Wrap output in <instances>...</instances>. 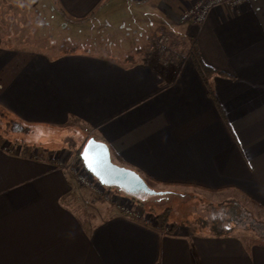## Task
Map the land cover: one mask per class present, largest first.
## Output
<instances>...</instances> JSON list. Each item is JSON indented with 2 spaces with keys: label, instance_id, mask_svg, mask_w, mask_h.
I'll use <instances>...</instances> for the list:
<instances>
[{
  "label": "crops",
  "instance_id": "obj_1",
  "mask_svg": "<svg viewBox=\"0 0 264 264\" xmlns=\"http://www.w3.org/2000/svg\"><path fill=\"white\" fill-rule=\"evenodd\" d=\"M50 2L73 27L146 19L175 34L177 56L162 65L148 49L123 62L0 41L2 109L28 125L85 127L148 183L235 193L264 207V0L213 8L201 23L181 18L192 0ZM192 45L211 67L212 94ZM71 155L0 139V264H264V241L247 234L160 230L110 203L82 213L79 188L60 165Z\"/></svg>",
  "mask_w": 264,
  "mask_h": 264
},
{
  "label": "rangeland",
  "instance_id": "obj_2",
  "mask_svg": "<svg viewBox=\"0 0 264 264\" xmlns=\"http://www.w3.org/2000/svg\"><path fill=\"white\" fill-rule=\"evenodd\" d=\"M192 2L187 3V8L192 5ZM54 9V2H50V0H7L6 3L0 1V41L13 44L14 47L48 55L78 50L110 56L123 62L127 60L125 57L133 54L134 56L143 55L148 49L155 51L149 58H159L160 61L157 62L162 63V65L171 62L170 59L177 56L178 43L180 42L175 34L167 28L160 30L148 25L146 19L141 18V21L135 24L129 23L128 27L118 25V27L110 28L105 22L101 24L98 21L73 27L65 23L61 13L57 12V15ZM183 13L181 18L190 20V18H183ZM129 15L131 16V14ZM129 20H132V17ZM165 37H171L172 41L160 43V39ZM192 47L193 45L191 49ZM138 49L142 51L136 54ZM11 118L16 119L0 107V139L13 140L19 138L24 142L34 143L49 150L62 146L71 149V158L67 162L60 163V165L68 170L70 178L74 181L72 184L79 188L82 195L79 196V199L85 210H81L82 213L85 212L87 215L92 213L93 209L90 208V203L97 205L100 203L103 207H107L108 204L106 203H110L112 206L115 205L120 213L142 214L146 218L154 219L148 210L149 204L157 208L153 212H159L164 207L171 206L172 217L170 221L173 219L183 222L182 224H190L191 227L197 229L201 227L200 221L209 224L214 221L217 224L218 214H221L225 220L223 209L220 206L214 207V204L221 205V202L234 199L241 203L240 208L245 211V222L250 220L264 221V207L235 193L217 194L196 187L165 185L149 180L151 187L167 192L158 195L137 196L145 202L147 208H144L132 200L131 195L121 190L118 192L115 187L104 186L95 177L88 175L80 155L76 152L79 149L81 152L86 142L88 130L85 127H71L69 130L67 128H52L50 125L31 124L29 125V132H12L7 129L6 125ZM213 208L216 209L213 210ZM223 225L227 228V221H224ZM235 225L237 227L233 231L236 233L247 234L256 240L264 241V233L260 229H257L256 233L248 230L249 228L246 229L245 223ZM207 229L211 228L208 227Z\"/></svg>",
  "mask_w": 264,
  "mask_h": 264
},
{
  "label": "trees",
  "instance_id": "obj_3",
  "mask_svg": "<svg viewBox=\"0 0 264 264\" xmlns=\"http://www.w3.org/2000/svg\"><path fill=\"white\" fill-rule=\"evenodd\" d=\"M190 55L195 60L196 66L200 74L203 76V79L208 85V90L210 94H212V89L209 84V75H208L210 72H212L211 67L203 63L200 53L197 51V49L194 46L190 50ZM6 125H7V129H9L12 132H29L30 131L29 125H27L26 123L18 119L11 118L9 121H7ZM76 152L78 155H80V149ZM157 182L161 184H165V185H182L181 183H177V182H160V181H157ZM115 189L118 192L120 190L118 188H115ZM144 195H147V194L131 195V199L134 200L139 205H141L142 207L147 208V206L145 205V202L140 198L141 196H144ZM137 196H140V197H137ZM211 204L212 203H210V205ZM240 205L241 203H239L238 201L234 199L221 202V205L214 204V207L220 206L223 209L225 220H224V217L221 216V214H218L217 224L214 221L212 222V224H209L208 222L204 223L200 221L201 227L197 229H199L202 232H206V233L213 234V235H223V234H229L233 232V230L237 227V225L235 224L241 223L243 225L245 223L246 229L249 228L248 230L256 232V233H257V229H260V231L264 233V221L255 222L254 220H250V221L245 222L246 220V216L244 214L245 211L244 209L240 208ZM148 206H149L148 210L150 211L152 216H154L153 218L156 222L157 227L160 230H169L173 232L175 231L177 227L182 225L183 222L181 223L173 219L172 221H170L172 217V207L171 206H166L159 212H153L154 209H157V208H154L153 205L149 204ZM215 209L216 208H213V210ZM224 221H227V224H228L227 228H225L223 225ZM208 227L211 229H207Z\"/></svg>",
  "mask_w": 264,
  "mask_h": 264
},
{
  "label": "water",
  "instance_id": "obj_4",
  "mask_svg": "<svg viewBox=\"0 0 264 264\" xmlns=\"http://www.w3.org/2000/svg\"><path fill=\"white\" fill-rule=\"evenodd\" d=\"M85 168L104 186L115 187L129 195L164 194L166 190H157L136 170L113 161L107 143L90 136L80 152Z\"/></svg>",
  "mask_w": 264,
  "mask_h": 264
},
{
  "label": "built area",
  "instance_id": "obj_5",
  "mask_svg": "<svg viewBox=\"0 0 264 264\" xmlns=\"http://www.w3.org/2000/svg\"><path fill=\"white\" fill-rule=\"evenodd\" d=\"M245 0H194L192 2V5H190V9L187 8L188 10L184 11L183 13V18H190L196 22H203V20L207 17L208 13L216 7L229 4L233 6L240 5L244 2ZM171 37H165L164 39H160V43L164 42L166 43L167 41L170 43L172 41L170 39ZM170 40V41H169ZM168 46H170L168 44ZM168 48V47H167ZM88 171V170H87ZM88 175H91L94 177V175L91 172H87Z\"/></svg>",
  "mask_w": 264,
  "mask_h": 264
}]
</instances>
